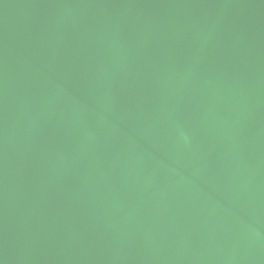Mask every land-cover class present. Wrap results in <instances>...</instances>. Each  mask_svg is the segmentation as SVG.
<instances>
[{
	"label": "water",
	"instance_id": "95a60500",
	"mask_svg": "<svg viewBox=\"0 0 264 264\" xmlns=\"http://www.w3.org/2000/svg\"><path fill=\"white\" fill-rule=\"evenodd\" d=\"M0 264H264V0H0Z\"/></svg>",
	"mask_w": 264,
	"mask_h": 264
}]
</instances>
